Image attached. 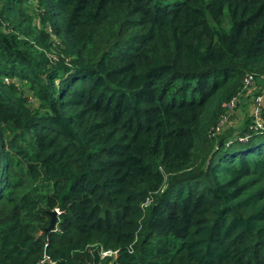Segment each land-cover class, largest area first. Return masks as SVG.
I'll use <instances>...</instances> for the list:
<instances>
[{"label":"trees","instance_id":"obj_1","mask_svg":"<svg viewBox=\"0 0 264 264\" xmlns=\"http://www.w3.org/2000/svg\"><path fill=\"white\" fill-rule=\"evenodd\" d=\"M262 72L264 0H0V264H264Z\"/></svg>","mask_w":264,"mask_h":264},{"label":"built area","instance_id":"obj_2","mask_svg":"<svg viewBox=\"0 0 264 264\" xmlns=\"http://www.w3.org/2000/svg\"><path fill=\"white\" fill-rule=\"evenodd\" d=\"M261 83V87L259 91H257L256 94H252V99L248 93L251 92V90L254 88L255 84V78L253 75L248 74L245 75L242 79V90H244L242 96L243 97H249L250 98V111L252 115V124L251 128L255 133L260 132L264 129V122L261 120V111L264 110V72L259 74L258 77H256ZM236 102V98H231L229 102L227 103L228 108H232L234 106V103ZM224 116H222L215 127V130L218 131L219 127L221 126ZM114 252L110 251H103L101 252V256L109 255Z\"/></svg>","mask_w":264,"mask_h":264},{"label":"water","instance_id":"obj_3","mask_svg":"<svg viewBox=\"0 0 264 264\" xmlns=\"http://www.w3.org/2000/svg\"><path fill=\"white\" fill-rule=\"evenodd\" d=\"M46 214L48 216V224L47 226L44 228V231H49L53 228L54 223H55V211L54 210H50V211H46Z\"/></svg>","mask_w":264,"mask_h":264},{"label":"rangeland","instance_id":"obj_4","mask_svg":"<svg viewBox=\"0 0 264 264\" xmlns=\"http://www.w3.org/2000/svg\"><path fill=\"white\" fill-rule=\"evenodd\" d=\"M238 99V98H237ZM237 99H236V102H237ZM245 101H243V103L241 102V100L240 101H238L240 104H245L246 106H244V108H245V110H246V112L248 111L247 109H249V106H250V103H251V101H250V98H248V97H245V98H243ZM248 107V108H247ZM244 113L243 112H241L240 110H238L237 111V113H236V119L237 118H240L242 115H243ZM225 118V117H224Z\"/></svg>","mask_w":264,"mask_h":264},{"label":"crops","instance_id":"obj_5","mask_svg":"<svg viewBox=\"0 0 264 264\" xmlns=\"http://www.w3.org/2000/svg\"><path fill=\"white\" fill-rule=\"evenodd\" d=\"M258 80V79H257ZM256 82H258L257 83V85L258 86H256L255 84H254V88L251 90V92L250 93H248L249 95H250V97H251V99H252V94L253 93H256L257 91H259V89H260V87H261V83H260V81L258 80V81H256ZM243 101H245L244 99H241V102L243 103ZM243 106H246L245 104H242ZM248 108V107H247ZM248 110H250V106H249V109Z\"/></svg>","mask_w":264,"mask_h":264}]
</instances>
